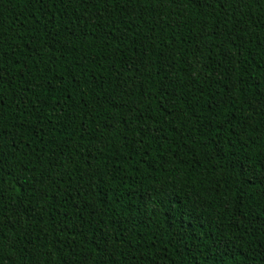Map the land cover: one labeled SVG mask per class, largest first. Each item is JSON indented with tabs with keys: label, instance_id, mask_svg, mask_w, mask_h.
<instances>
[{
	"label": "trees",
	"instance_id": "1",
	"mask_svg": "<svg viewBox=\"0 0 264 264\" xmlns=\"http://www.w3.org/2000/svg\"><path fill=\"white\" fill-rule=\"evenodd\" d=\"M0 264H264V0H0Z\"/></svg>",
	"mask_w": 264,
	"mask_h": 264
},
{
	"label": "snow or ice",
	"instance_id": "2",
	"mask_svg": "<svg viewBox=\"0 0 264 264\" xmlns=\"http://www.w3.org/2000/svg\"><path fill=\"white\" fill-rule=\"evenodd\" d=\"M109 2L112 3V2H115V0H109ZM217 243H218V241H217ZM213 250H215V249H213Z\"/></svg>",
	"mask_w": 264,
	"mask_h": 264
}]
</instances>
